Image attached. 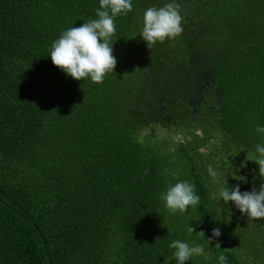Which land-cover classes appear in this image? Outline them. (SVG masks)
Masks as SVG:
<instances>
[{"label": "trees", "instance_id": "obj_1", "mask_svg": "<svg viewBox=\"0 0 264 264\" xmlns=\"http://www.w3.org/2000/svg\"><path fill=\"white\" fill-rule=\"evenodd\" d=\"M205 1L215 16L231 18L229 36L219 18L218 41L233 37L246 57L235 79L237 123L230 126L243 138L228 154L254 158L264 145L257 131L264 127V0ZM159 2L132 0L133 11L115 19L117 64L96 84L64 73L50 51L63 31L96 18L99 0H0V264H177L169 247L175 240L205 249L206 256L185 264H221V255L223 264H245L241 257L247 263L241 247L255 228L264 230V218L249 220L234 203L212 196L237 184L241 192L259 190V165L252 161L242 180L224 170L221 154H196L199 162L180 155L200 197L185 212L198 228L196 241L188 237L190 224L161 199L175 182L174 155L185 146L172 151L164 141L139 137L125 78L134 60L125 51L138 40L144 12ZM239 9L243 18L233 21ZM209 165L221 174L215 182ZM215 206H224L226 223Z\"/></svg>", "mask_w": 264, "mask_h": 264}, {"label": "flooded vegetation", "instance_id": "obj_2", "mask_svg": "<svg viewBox=\"0 0 264 264\" xmlns=\"http://www.w3.org/2000/svg\"><path fill=\"white\" fill-rule=\"evenodd\" d=\"M167 2L170 0H160L157 8ZM178 2L183 17L179 37L158 42L151 49L144 40L139 48L132 42L131 47L137 50L132 53L134 67L127 74V87L133 86L129 92L139 135L145 131L142 138L152 140L155 145L164 141L173 146L172 151L179 144L184 145L185 149L178 154H221L224 170L231 177L241 178L252 160L243 154L230 158L228 152L231 143L239 144L243 138L230 126L237 123L235 79L241 78L238 73L244 70L246 57L233 37L218 41L219 18L229 26L224 36L232 34L231 18L215 16L205 0ZM239 16L243 18L240 9L232 20ZM219 55L223 62L221 73ZM192 96H199L193 114L189 104ZM198 140L202 143H197ZM242 167L245 169L236 175L235 171Z\"/></svg>", "mask_w": 264, "mask_h": 264}, {"label": "clouds", "instance_id": "obj_3", "mask_svg": "<svg viewBox=\"0 0 264 264\" xmlns=\"http://www.w3.org/2000/svg\"><path fill=\"white\" fill-rule=\"evenodd\" d=\"M133 11L132 0H99L96 18L84 22L79 27H71L61 33L51 45L50 57L53 65L76 80L89 79L96 84H102L105 77L114 72L117 59L113 55L112 37L117 28L115 19ZM181 6L178 0H170L162 7H149L143 14V28L140 33L149 49L158 42L174 40L182 32ZM257 131L264 133V127L258 126ZM256 157L250 160L259 165V176L264 180V145L256 146ZM213 182L220 178V173L209 165L207 169ZM245 179L244 177L241 178ZM214 200L222 199L224 203L232 202L249 220L264 218V183L259 190L255 187L251 191L241 192L237 184L232 188L221 187L214 193ZM161 199L171 213H184L189 206L199 205L200 197L195 192V186L187 181H178L162 193ZM189 232H194L188 227ZM204 235L203 232H200ZM213 237H219V228L212 230ZM175 249L173 256L177 264H185L193 256H206L202 245L190 246L188 243L175 240L169 245ZM223 264L225 257H218Z\"/></svg>", "mask_w": 264, "mask_h": 264}, {"label": "rangeland", "instance_id": "obj_4", "mask_svg": "<svg viewBox=\"0 0 264 264\" xmlns=\"http://www.w3.org/2000/svg\"><path fill=\"white\" fill-rule=\"evenodd\" d=\"M142 32V30H139V32H137L136 35H138V40L137 41H133L134 44L136 45V43H140L143 41L140 33ZM133 34H135V32H133ZM131 51H125L127 53L131 52L134 53L135 50H137V48L134 47H130ZM133 63H130L127 70H126V83L128 84V76L127 74H130L131 72V67H132ZM132 79V78H130ZM133 86H130L128 89H132ZM212 135H214V129L212 132ZM209 138V136L207 137ZM197 143H202L200 140L197 141ZM181 154H175L174 156H176V168L177 170H175L174 173V179L175 182L173 183V185L175 183H177L178 181H187L189 183H191V177H190V173H189V163L187 160L183 159L182 157H180ZM199 155L193 154L192 159H194L196 162H199ZM203 169V168H202ZM204 170V169H203ZM205 174H207L206 172H204ZM208 184L209 190L213 191L216 189V186H213V183H209V182H205V185ZM215 208L217 209V211L219 212V215L222 216V221L226 223V218H223V212H224V206H215ZM190 215L187 217H192L194 216V212L193 210H190ZM178 215L181 217L180 219L185 222L186 224H190L192 226H194L192 223H188V221L190 219H185V212L184 213H180L178 211ZM229 224V223H227ZM188 225V226H190ZM194 232L198 231V228L196 226L193 227ZM200 231V230H199ZM194 232H189L188 233V237L190 239H194L196 241H198L199 239H197V235ZM250 236H252V239L248 242H245L244 245L241 247V251L245 252L246 254L250 255L249 258H246V261L248 264H264V249L263 252L258 251V249H261L264 247V230L260 231L259 229L255 228V233L254 234H250ZM242 256V254H240V257ZM245 264H247L244 260L243 257L240 258Z\"/></svg>", "mask_w": 264, "mask_h": 264}, {"label": "water", "instance_id": "obj_5", "mask_svg": "<svg viewBox=\"0 0 264 264\" xmlns=\"http://www.w3.org/2000/svg\"><path fill=\"white\" fill-rule=\"evenodd\" d=\"M193 1L195 2V0H193ZM198 99H199V96H196V97H193V96H192V97L190 98V100H189V104H190V105L192 106V108H193L192 114H193L194 111H195V109H194V103H196V102L198 101ZM146 131H148V129H147ZM144 132H145V131L141 132V134L139 135V137H142L143 134H144ZM244 169H245V168L242 167L239 171L236 170V171H235L236 175H237V174H240Z\"/></svg>", "mask_w": 264, "mask_h": 264}]
</instances>
